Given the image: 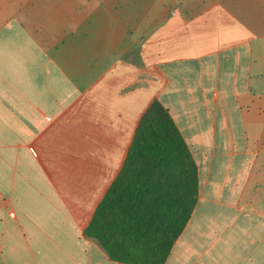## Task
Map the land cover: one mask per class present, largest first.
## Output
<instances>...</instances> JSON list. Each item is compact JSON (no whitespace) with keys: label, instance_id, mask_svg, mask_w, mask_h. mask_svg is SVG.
I'll list each match as a JSON object with an SVG mask.
<instances>
[{"label":"crops","instance_id":"0c3cea01","mask_svg":"<svg viewBox=\"0 0 264 264\" xmlns=\"http://www.w3.org/2000/svg\"><path fill=\"white\" fill-rule=\"evenodd\" d=\"M155 99L200 180L164 264H264V0H0V264H130L85 230Z\"/></svg>","mask_w":264,"mask_h":264},{"label":"trees","instance_id":"16d2710c","mask_svg":"<svg viewBox=\"0 0 264 264\" xmlns=\"http://www.w3.org/2000/svg\"><path fill=\"white\" fill-rule=\"evenodd\" d=\"M199 192L192 150L168 108L155 99L85 234L97 239L115 261L164 264Z\"/></svg>","mask_w":264,"mask_h":264}]
</instances>
